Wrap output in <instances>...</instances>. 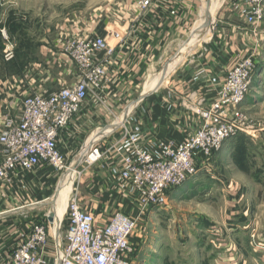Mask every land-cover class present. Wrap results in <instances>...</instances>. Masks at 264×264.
<instances>
[{"label":"built area","instance_id":"2783aa9c","mask_svg":"<svg viewBox=\"0 0 264 264\" xmlns=\"http://www.w3.org/2000/svg\"><path fill=\"white\" fill-rule=\"evenodd\" d=\"M154 1L138 0V5L143 10ZM263 2L233 0L230 5L253 34L262 20ZM123 36L120 30L101 36L69 35L63 49L76 72L68 84L56 89L25 88L20 78L0 85V184L10 185L15 176L40 167L51 170L57 182L68 173L72 165L59 145V134L90 98L99 96L107 78V60ZM255 54L250 50L220 75L207 61L195 66L186 86L202 83L213 89V96L197 90L181 102L187 114L176 126L180 138L155 137L142 100L129 103L109 127L84 142L77 175L79 166L97 165L105 174L106 192L135 209L136 218L133 212L115 210L100 225L81 206L78 190L72 191L63 227L61 221L58 226L48 222L51 211L32 218L1 264H133L131 236L137 218L165 206L170 192L205 167L238 130V108L251 88ZM11 58L7 48L5 59ZM155 106L170 113L180 107L170 89Z\"/></svg>","mask_w":264,"mask_h":264},{"label":"rangeland","instance_id":"374dc122","mask_svg":"<svg viewBox=\"0 0 264 264\" xmlns=\"http://www.w3.org/2000/svg\"><path fill=\"white\" fill-rule=\"evenodd\" d=\"M111 2L0 0V78L16 74L18 68L33 61L44 65L42 51L46 47L56 50L54 41L58 35L68 32L74 35L73 31L80 30L82 24L73 23L87 18L96 9L102 13L109 11L106 7ZM232 2L215 0L210 29L194 37L189 42L193 44L191 48L184 43L191 33L187 34L179 43L180 49H187L148 73L135 92L137 100L142 95L152 97L157 89L163 90L187 60L206 51L215 33L229 35L237 30L242 35L240 44L245 46L242 56L256 50L251 88L238 108V130L211 156L205 167L170 192L165 206L150 209L148 214L137 218V227L131 236L134 264H264V2L262 20L254 34L231 9ZM205 32L208 35L204 39L201 36ZM198 37L199 42L193 43ZM7 48L12 53L10 60L5 59ZM175 59H182L181 63L167 72L162 85L149 90L147 82L154 77L153 86L158 84L157 76L161 75L163 66L168 67ZM144 100L143 106H149L150 102ZM80 152L67 161L71 165L77 163L83 154ZM77 170L81 173L73 183V193L79 192L85 175L95 178L101 171L97 165L79 166ZM65 200L61 198L56 204V209L61 208L62 227L66 223L64 212L68 200ZM52 201L50 197L43 206L45 213L52 211ZM130 211L136 218V210Z\"/></svg>","mask_w":264,"mask_h":264},{"label":"crops","instance_id":"0c3cea01","mask_svg":"<svg viewBox=\"0 0 264 264\" xmlns=\"http://www.w3.org/2000/svg\"><path fill=\"white\" fill-rule=\"evenodd\" d=\"M214 3L215 0L211 1V9ZM206 7V0H156L150 7L142 10L138 0H112L110 7L109 4L106 7L109 11L102 13L96 9L81 20L82 22L77 20L78 23H73L82 24L80 30L73 31L74 35L101 36L112 30H120L124 36L113 55L107 60V78L99 96L90 98L73 117L69 126L59 134V145L67 160H71L81 150L84 142L90 140L92 133L104 131L114 122L115 117L122 114L129 103L135 101V92L148 73L163 65L173 55L176 56L175 52L180 49L179 43L182 39L196 28L198 21L202 22L203 17L200 14ZM171 11L175 14L171 15ZM69 35L68 32L57 36L54 41L56 50L46 47L44 52L42 51L44 65L36 61L27 63L16 74L0 78L3 80L0 81V85L17 78H20L25 88L29 89L53 90L64 83L68 84L76 72L72 69L63 49ZM241 36L237 30H233L229 35L222 32L211 35L212 44L206 51L197 53L195 58L187 60L185 65L170 77L163 90L146 98V102H150L149 106L145 107L141 103L142 108L148 110L147 117L155 137L160 139L181 137L176 126L180 118L187 114L180 106L181 102L190 92L197 90L202 91L208 98L213 96V89L202 83L186 86L185 82L189 79L190 73L195 66L207 61L217 75L222 74L224 68L243 57L241 52L245 46L242 47L240 44ZM174 62H178L177 65H174ZM174 62L167 67L166 72H172L171 70L180 64L178 59ZM157 77L159 82L164 83L165 78L163 79L161 75ZM154 88L157 86L154 85L152 89ZM167 89L172 90L175 104L177 107L180 106L174 113L166 112L158 106L152 108L159 98L165 95ZM82 156L84 154L77 158V163L75 162L73 166L79 163ZM71 176L74 178L77 176L73 168ZM104 179L105 174L102 170L95 178L85 175L79 188L81 206L93 214L100 225L105 224L115 210L127 214L131 212L128 203L106 192ZM13 180L10 185L0 184V264L19 242L20 235L26 232L32 218L45 213L43 206L47 199L53 196L52 192L55 191L57 184L56 175L46 167H40L20 177L15 176ZM60 201L61 195L52 201V211L55 214L60 209L58 205L56 209V204Z\"/></svg>","mask_w":264,"mask_h":264},{"label":"bare ground","instance_id":"6f19581e","mask_svg":"<svg viewBox=\"0 0 264 264\" xmlns=\"http://www.w3.org/2000/svg\"><path fill=\"white\" fill-rule=\"evenodd\" d=\"M211 1H214V0H211ZM211 11H212V9H211V2H210L209 7H206V9L204 10V13H203V21L199 24V26H198L197 28H195V29L192 30V32H191V34H190V37L186 40V42H184L186 45H189L190 48H191V46H193V44H191V43L189 44V42H190L194 37H197L198 35H200V33H202V31H204V26H205V24H206V22H207V18H208V17L211 18ZM203 35H204V37H203ZM207 35H208V32H205V33L202 34L201 37H203V38L205 39V38H207ZM196 39H197V40L194 41L193 43H198L200 37H198V38H196ZM181 47H182V46H181ZM181 47H180V48H181ZM185 48H186V47H185ZM183 50H184V49H181L178 55H181V54L184 52ZM185 50H186V49H185ZM175 60H177V59H175ZM178 60L180 61V60H182V59H178ZM176 63H178V62H176ZM176 63L174 62L173 64H174V65H177ZM179 63H181V62H179ZM166 74H167V72H166ZM165 77H166V75H165ZM153 82H155L154 77L151 78V79L148 81V83L146 84V86L148 87L149 90H151V89L153 88V84H154ZM160 85H162V82H158V84H156L157 88H158ZM143 93H144V92H143ZM149 93H150V92H149ZM144 94H147V93L145 92ZM75 167H76V166H73V165H72V168H73V170H74V172H75V176H76L77 173H76ZM72 168H71L69 171H72ZM69 171H68V173H67L66 175L63 176V179L61 180V183H60V187H61V188L59 189V191H58V193H57V195H56V197H55V198H57L58 195H61V198H62V199H66L65 202H66V201L70 198V196H71V193H72V191H73V189H72V187H73V183H74V181H75V179H76V177L74 178V177H72V176L70 175ZM62 183H63V184H62ZM66 207H67V206H66ZM60 210H61V208L58 210L57 214L54 213V216H55V220H56L57 226H58L59 222L61 221V216H60V214H59V211H60ZM64 214H65V212H64ZM57 234H58V232H57Z\"/></svg>","mask_w":264,"mask_h":264},{"label":"water","instance_id":"95a60500","mask_svg":"<svg viewBox=\"0 0 264 264\" xmlns=\"http://www.w3.org/2000/svg\"><path fill=\"white\" fill-rule=\"evenodd\" d=\"M210 2H211V0H207V7H209ZM211 24H212V19H211L210 17H208V18H207V22H206V24H205V26H204V29H208V30H209ZM180 50H181V49H180ZM180 50L177 52L176 55L179 54ZM166 71H167V64L163 66L162 71H161V77H163V79L165 78ZM151 94H152V92H151ZM148 95H150V94H148ZM148 95H142V96H139V98H138L137 100H135V101L133 102V104H135V103H137V102H139V101L144 100L145 98H147ZM62 179H63V176H60V178L58 179V182H57V185H56L55 194H54V196H53V199L56 197V195H57V193H58V191H59V189H60V183H61V180H62ZM47 220H48L49 223H54V222H56V221H55V216H54V212H53V211H51V212L49 213V216H48Z\"/></svg>","mask_w":264,"mask_h":264},{"label":"trees","instance_id":"16d2710c","mask_svg":"<svg viewBox=\"0 0 264 264\" xmlns=\"http://www.w3.org/2000/svg\"><path fill=\"white\" fill-rule=\"evenodd\" d=\"M22 67H23V66H22ZM22 67L18 68V69H17V72L20 71V70L22 69Z\"/></svg>","mask_w":264,"mask_h":264}]
</instances>
